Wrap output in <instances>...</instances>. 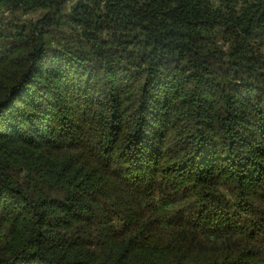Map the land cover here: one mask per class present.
<instances>
[{
	"label": "trees",
	"instance_id": "obj_1",
	"mask_svg": "<svg viewBox=\"0 0 264 264\" xmlns=\"http://www.w3.org/2000/svg\"><path fill=\"white\" fill-rule=\"evenodd\" d=\"M0 264H264V0H0Z\"/></svg>",
	"mask_w": 264,
	"mask_h": 264
}]
</instances>
